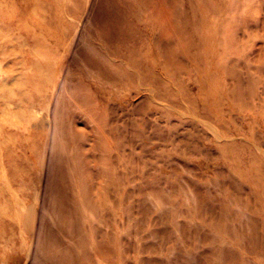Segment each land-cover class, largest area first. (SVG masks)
I'll return each mask as SVG.
<instances>
[{
	"label": "rangeland",
	"instance_id": "rangeland-1",
	"mask_svg": "<svg viewBox=\"0 0 264 264\" xmlns=\"http://www.w3.org/2000/svg\"><path fill=\"white\" fill-rule=\"evenodd\" d=\"M80 263L264 264V0H0V264Z\"/></svg>",
	"mask_w": 264,
	"mask_h": 264
},
{
	"label": "bare ground",
	"instance_id": "bare-ground-1",
	"mask_svg": "<svg viewBox=\"0 0 264 264\" xmlns=\"http://www.w3.org/2000/svg\"><path fill=\"white\" fill-rule=\"evenodd\" d=\"M39 36V35H38ZM90 51V50H89ZM92 53H93V51H92ZM61 60V59H60ZM154 60V59H153ZM55 65V64H54ZM82 65V64H81ZM86 72H87V69H86ZM89 76V74H87V77ZM91 77V76H90ZM58 87V86H57ZM55 89H56V87H55ZM56 95V94H55ZM56 97H57V95H56ZM54 99V98H53ZM57 99V98H56ZM53 102H55V100L53 101ZM53 102H51V103H53ZM54 119V118H53ZM53 119H50V120H52V122H53ZM51 122V121H50ZM51 122V123H52ZM53 130V129H52ZM54 130H55V128H54ZM53 135V134H52ZM50 138V137H49ZM83 188V187H82ZM84 191V190H83ZM77 203H78V201H77ZM63 236V235H62ZM67 242V241H66ZM74 242V241H73ZM42 244H41V250H42V248L44 249L45 247H47V251H46V256L50 259V260H55L56 261V259L55 258H58L59 260H64V259H66L67 260V258H69V255H68V250L66 249V247L63 245V243H62V241L61 240H58V241H56L55 240V244L53 245V244H51V242H50V239H47V238H45L44 240H43V242H41ZM75 243V242H74ZM72 246H73V244H72ZM78 246H80L81 247V242H80V240H78L77 242H76V244H75V248H77ZM46 249V248H45ZM68 249H69V247H68ZM43 251V250H42ZM59 255V256H58ZM80 264H84V263H80Z\"/></svg>",
	"mask_w": 264,
	"mask_h": 264
}]
</instances>
